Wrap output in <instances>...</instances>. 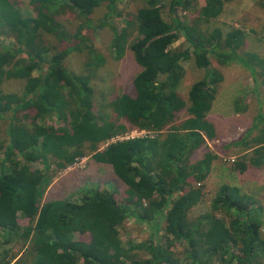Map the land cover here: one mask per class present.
Instances as JSON below:
<instances>
[{"label":"trees","instance_id":"16d2710c","mask_svg":"<svg viewBox=\"0 0 264 264\" xmlns=\"http://www.w3.org/2000/svg\"><path fill=\"white\" fill-rule=\"evenodd\" d=\"M232 1L170 0L167 21L159 0H145L124 27L119 31L113 27L116 54L122 55L127 47L142 67L132 79V92L109 100V107L94 109L95 88L89 76L73 73L65 60L80 43L89 47L83 30L97 25L91 17L94 9L106 2L103 21L115 12L116 0H29L30 13H23L16 0H0V35L15 42L11 48L0 46V130L1 121L7 120L6 137L0 138V234H15L18 216L27 218L22 235L30 244L26 259L21 252L4 264H264V218H258L237 187L221 185L209 211L188 217L203 195L195 182L204 180L216 158L208 150L191 160L216 133L207 113L222 75L209 69L210 55L223 64L238 63L256 83L258 76L264 82V58L239 51L246 36L242 29L231 27L224 33L220 27L209 28L225 3ZM257 2L264 6V0ZM177 8L193 11V18L180 20ZM66 11L79 20L73 34L59 21ZM132 30L136 34L128 40ZM44 34L60 41L71 35L77 43L44 60L43 54L49 52ZM180 34L188 46L177 49L173 43ZM191 57L205 72L189 86L184 99L178 93L181 62ZM42 59L46 69L33 75ZM11 78L24 79L22 96L2 91V82ZM107 108L109 113L104 112ZM20 111L25 112L18 115ZM182 111L185 115L180 117ZM48 117L61 124H48ZM128 127L158 135L99 147ZM252 131L260 133L246 139ZM226 146L239 147L244 156L251 154L253 165H264L262 111L243 139ZM86 153L94 163L109 166L125 185L121 200L115 198L111 184L93 182L70 198L42 201L48 178L33 163L40 160L48 170L52 162L61 169ZM242 163L235 162V168L242 169ZM219 210L225 215L219 216ZM159 215L164 220L160 236L152 232L143 242L122 241L120 226L128 217L151 228Z\"/></svg>","mask_w":264,"mask_h":264},{"label":"rangeland","instance_id":"374dc122","mask_svg":"<svg viewBox=\"0 0 264 264\" xmlns=\"http://www.w3.org/2000/svg\"><path fill=\"white\" fill-rule=\"evenodd\" d=\"M16 1H18V7L23 13L31 12L29 0ZM169 1L159 0L158 2L161 15L167 21H170L171 18ZM257 1L233 0L225 3L222 14L212 23H209V28L220 27L224 33L231 27L242 29L246 36L245 42L239 51L242 53L254 52L264 58V6ZM145 5V0H116L115 12L102 21L103 14L106 11V2L102 3L91 14L93 24L97 25L94 28L83 30V35L87 39L85 43L89 47L84 42L80 43L78 45L79 50L71 51L66 57L65 63L69 70L76 74L89 76L91 84L95 88L94 109L101 105L108 106V101L120 94L132 92V79L142 67L134 60L132 52L127 47L122 55L116 54L112 44L113 27L119 31L125 26V21L131 19L136 10ZM198 6L199 3L195 7ZM176 14L184 22L190 21L194 16L193 11L180 8L176 9ZM59 21L69 34H73L79 24L78 18L73 12L69 11L61 14ZM100 23L101 26H99ZM135 34L136 31H130L128 40H131ZM43 39L45 45L49 47V52L43 54L42 58L44 60L48 59L51 53L65 48L71 43H77L71 35L70 39L60 41L53 35L44 34ZM1 45L11 48L15 45V42L13 38L0 35ZM187 46L188 43L182 34L173 43V47H177V49ZM90 48L94 53L90 54ZM44 60L40 63L39 68L32 71L33 75L40 74L41 71L46 69ZM181 65L183 76L178 86V93L186 99L189 86L200 80L205 70L195 65L193 57L183 60ZM209 69H216L222 75V80L217 82V92L211 109L207 113V118L214 124L216 133L213 139L207 140L206 146H201L192 154L191 160L194 161L200 158L208 150L211 154L216 155V158L211 162L209 172L204 180L200 183L195 182L196 187H202L203 195L201 200L188 211V217L195 219L209 211L210 202L219 187L228 185L237 187L239 194L248 198L251 207L256 208V215L262 220L264 218V165H253L249 160L251 154L244 156V151L242 152L239 147H228L226 144L243 139L247 135L253 118L259 110L264 115V82L261 83V78L258 76V83H256L250 72L240 64L235 62L230 64L220 63L214 55H210ZM23 82L24 79L19 78L4 80L1 84L2 91L5 93L15 92L18 96H22ZM255 87L258 88L255 89ZM236 100L239 108L236 107ZM109 111V108L104 110L107 113ZM24 112L20 111L18 115H22ZM8 113L11 114L10 111ZM8 113L3 116L8 117ZM180 114V117H183L185 111L180 112ZM46 122L55 126L61 124L54 117H48ZM118 122L125 123L124 119H118ZM6 126L7 120L1 121L0 138L6 137L4 131ZM131 130L128 127L117 132V134L125 135ZM259 133V131H252L246 139ZM156 135H158L157 132L151 131L146 134L150 137ZM105 146L106 141L99 145L101 149ZM87 153L82 157H77L67 167L61 169L56 168V165L52 162H50L48 170L45 169V164L40 160L33 163L32 167L43 169L41 171H44L48 178V183L42 191V201L70 198L83 185L93 182L100 185L111 184L116 189L115 198L121 200L125 185L113 175L109 166L94 163L92 157ZM241 161L244 162L242 163V169L244 170L240 169L241 166L237 168L234 166L235 162ZM50 174L53 175L51 178L48 177ZM178 195L179 192L174 193L173 197ZM168 206L169 203L165 206V209ZM217 212L219 216L225 215L224 211L219 210ZM18 224L19 228H17L15 234H0V264H4V262L15 256L19 257L21 252H23L25 259L27 257V249L30 244L28 242L25 244L22 234L29 222L27 218L18 216ZM163 224V215L154 222L151 228L146 223H137L132 217H128L120 226V237L123 242H143L148 240L152 232L160 236L163 233ZM79 236L78 233H75L76 238H79ZM27 260H30V258L28 257Z\"/></svg>","mask_w":264,"mask_h":264},{"label":"built area","instance_id":"2783aa9c","mask_svg":"<svg viewBox=\"0 0 264 264\" xmlns=\"http://www.w3.org/2000/svg\"><path fill=\"white\" fill-rule=\"evenodd\" d=\"M146 134H148V131L145 129H132L131 131L127 132L125 135L116 134L114 135V137L112 136L110 139L106 141V145L112 142L125 140L129 138L144 137L146 136Z\"/></svg>","mask_w":264,"mask_h":264}]
</instances>
